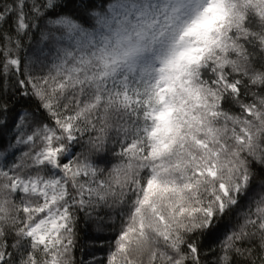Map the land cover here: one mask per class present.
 I'll use <instances>...</instances> for the list:
<instances>
[{"label": "snow or ice", "instance_id": "1", "mask_svg": "<svg viewBox=\"0 0 264 264\" xmlns=\"http://www.w3.org/2000/svg\"><path fill=\"white\" fill-rule=\"evenodd\" d=\"M0 264H264V0H0Z\"/></svg>", "mask_w": 264, "mask_h": 264}]
</instances>
